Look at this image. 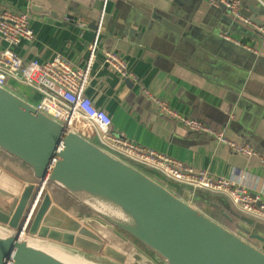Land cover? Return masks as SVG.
Returning a JSON list of instances; mask_svg holds the SVG:
<instances>
[{
  "label": "crops",
  "instance_id": "crops-1",
  "mask_svg": "<svg viewBox=\"0 0 264 264\" xmlns=\"http://www.w3.org/2000/svg\"><path fill=\"white\" fill-rule=\"evenodd\" d=\"M210 1L0 0V10L30 15L34 40L13 48L23 62L60 56L74 68L85 69L97 42L85 95L109 118L115 135L214 178L233 179L264 202V165L259 160L264 158V41L251 27L245 26L250 35L232 33L220 7ZM242 11L245 18L264 25V8L254 0H244ZM221 33L243 46L223 40ZM107 51L122 58L129 78L106 64ZM144 90L167 99L181 115L252 145L259 156L241 157L187 131L161 115ZM18 91L37 104L35 94ZM5 174L0 168V180L11 181ZM163 185L176 194L178 186L169 181ZM181 199L191 201L192 196L186 192ZM251 242L264 252V241Z\"/></svg>",
  "mask_w": 264,
  "mask_h": 264
},
{
  "label": "water",
  "instance_id": "water-1",
  "mask_svg": "<svg viewBox=\"0 0 264 264\" xmlns=\"http://www.w3.org/2000/svg\"><path fill=\"white\" fill-rule=\"evenodd\" d=\"M220 10L232 33L252 34L224 6ZM259 26L264 25L260 22ZM0 151L29 169L36 180L22 190L11 214L13 202L0 189V229L4 233L0 234V264H66L29 246L27 237L31 236L126 262L127 256L117 248L105 246L101 251L104 240L99 234L53 204L50 194L45 193L49 185L135 240L163 264H264V252L251 242L264 241L263 223L232 211L238 219L236 231L226 228L195 203L230 209L227 200L214 201L202 192L195 193L191 201L181 199L155 178L68 131L3 86ZM92 226L94 230L102 227L100 222ZM140 262L155 264L149 259Z\"/></svg>",
  "mask_w": 264,
  "mask_h": 264
},
{
  "label": "built area",
  "instance_id": "built-area-1",
  "mask_svg": "<svg viewBox=\"0 0 264 264\" xmlns=\"http://www.w3.org/2000/svg\"><path fill=\"white\" fill-rule=\"evenodd\" d=\"M254 1L264 8V0ZM243 4L244 0L210 1L213 7L224 6L233 19L251 27L264 41V26L260 27L243 16ZM100 28L101 26L98 28L97 38ZM220 37L227 42L243 46L228 33H221ZM34 38L28 13L0 10V86L14 92L22 88L38 95L39 101L35 106L40 111L65 125L68 131L80 134L132 166L152 170L165 180L186 187L192 197L195 193L202 192L223 198L241 215L264 224V202L253 196L239 182L233 179L214 178L207 171L196 170L190 165L112 132L109 118L95 108L85 95L91 79L97 42L90 50L87 67L76 69L60 56L47 62L39 60L23 62L14 53L13 48L22 42H32ZM104 56L106 64L112 70L124 79L130 77L127 65L119 55L107 51ZM143 93L156 104L161 115L180 124L187 131L208 137L241 157L259 156L252 145L232 140L227 137L224 130L181 115L170 107L167 99L153 96L146 90ZM259 160L264 165V158L259 157Z\"/></svg>",
  "mask_w": 264,
  "mask_h": 264
},
{
  "label": "rangeland",
  "instance_id": "rangeland-1",
  "mask_svg": "<svg viewBox=\"0 0 264 264\" xmlns=\"http://www.w3.org/2000/svg\"><path fill=\"white\" fill-rule=\"evenodd\" d=\"M15 93L23 97L20 91L15 90ZM35 96H37L36 103H38L39 96L38 95H35ZM15 162H16L15 160L5 155L4 153L0 152V168L6 173L5 175L7 177L12 178L11 181L6 180L5 177H3V179L0 180V189H2L3 193H5L6 196H8V200L13 202L12 203L13 205L9 206L10 214L14 212L22 190L27 185L36 183V180L34 179L32 172L29 169L25 168L24 166L19 165V163H15ZM15 164H18L21 167H17ZM18 168H20L19 172H17ZM45 193L50 194L53 204L59 207L62 211L67 213L73 219H76L79 222H81L84 226L89 227L91 230L95 231L97 234H99L103 238L104 244H103V248L101 251H103L105 246H111V247L117 248L118 250L122 251V253H124L127 256V260L124 263H120L112 259H109L107 257H103L101 254L93 255V254L78 250L74 247L64 246L57 242H53L50 240H43V239H39L33 236L27 237L30 242L34 244L47 243V245L49 244V245L61 248L65 250L66 252L76 257H79V259L81 258L82 260L87 261L89 264H141L140 259L142 260L149 259L155 262V264H163L161 262L156 261L154 259L153 254H151L148 250H146L143 246H141L135 240H133L129 236L123 234L122 232L118 231L117 229L108 225L106 222L99 219L88 208L79 204L76 200H74L72 197L67 195L65 192H63L59 188L49 185L46 188ZM13 197L14 199H12ZM195 206L200 211H202L204 214L213 218L215 221L221 223L228 229L232 231H236L234 230L233 223H230L226 218H224V216L221 213L215 212L208 205L195 203ZM94 222H100L102 227L97 228V230H94L93 228L94 226H92L94 225ZM109 235H112V236L114 235L115 239L114 237L109 236ZM127 245L130 247L128 248ZM132 250L137 251V253H139L141 256L140 255H139L140 257L137 256Z\"/></svg>",
  "mask_w": 264,
  "mask_h": 264
},
{
  "label": "trees",
  "instance_id": "trees-1",
  "mask_svg": "<svg viewBox=\"0 0 264 264\" xmlns=\"http://www.w3.org/2000/svg\"><path fill=\"white\" fill-rule=\"evenodd\" d=\"M1 152V151H0ZM1 153H3V152H1ZM140 170H142L143 172H145V173H147L148 175H150L151 177H153V178H155L156 180H158L160 183H166V181L167 180H165L164 178H162L159 174H157L156 172H154V171H152V170H149V169H146V168H142V167H138ZM170 182V181H169ZM171 183H173V182H171ZM173 184H175V183H173ZM176 186H178V188L177 189H175V192H176V194L179 196V197H183L184 196V194L186 193V192H190L186 187H182V186H179V185H177V184H175ZM213 199H214V201H216V200H218V199H220L219 197H217V196H211ZM197 203H200V204H206L205 202H196V204ZM206 205H208V204H206ZM209 206V205H208ZM210 207V206H209ZM212 210H214L215 212H219V213H221L223 216H224V218H226L230 223H233L234 224V230H236V223L238 222V219L236 218V216L235 215H233L232 214V211H235L233 208H232V206H231V208L230 209H227L225 206H222V208L221 209H215V208H212V207H210ZM235 212H237V211H235ZM238 213V212H237ZM238 214H240V213H238ZM241 215V214H240Z\"/></svg>",
  "mask_w": 264,
  "mask_h": 264
},
{
  "label": "bare ground",
  "instance_id": "bare-ground-1",
  "mask_svg": "<svg viewBox=\"0 0 264 264\" xmlns=\"http://www.w3.org/2000/svg\"><path fill=\"white\" fill-rule=\"evenodd\" d=\"M0 234L2 235L4 234L2 229H0ZM109 236H112V235H109ZM112 237H114L115 239L114 235ZM28 245L42 252H45L49 254L50 256L56 258L57 260L62 261L63 263H66V264H88L82 259H79V257H76L61 248H58V247H55L49 244L47 245V243L34 244L28 240ZM134 253H137V251H134Z\"/></svg>",
  "mask_w": 264,
  "mask_h": 264
}]
</instances>
